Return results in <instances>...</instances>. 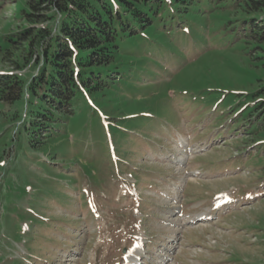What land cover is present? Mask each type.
Returning a JSON list of instances; mask_svg holds the SVG:
<instances>
[{
	"label": "rangeland",
	"instance_id": "rangeland-1",
	"mask_svg": "<svg viewBox=\"0 0 264 264\" xmlns=\"http://www.w3.org/2000/svg\"><path fill=\"white\" fill-rule=\"evenodd\" d=\"M22 7H0V34L30 24L15 22ZM218 13L206 19L217 34L203 31L213 39H190L193 27L174 21L127 38L123 80L94 97L78 92L45 146L26 142L27 107L0 103V264H128L144 233L156 239L137 252L141 264H264V95L255 94L264 70L218 33L228 15ZM0 70L11 68L0 59ZM16 73L29 80L34 68ZM180 151L183 164L168 165ZM167 182L180 183L170 194L179 215H215L171 247V201L155 193L170 192Z\"/></svg>",
	"mask_w": 264,
	"mask_h": 264
},
{
	"label": "trees",
	"instance_id": "trees-1",
	"mask_svg": "<svg viewBox=\"0 0 264 264\" xmlns=\"http://www.w3.org/2000/svg\"><path fill=\"white\" fill-rule=\"evenodd\" d=\"M219 11L228 15L218 33L264 70V0H25L15 22L30 24L0 34V59L11 68L0 70V103L27 107L26 142L45 146L74 114L78 92L94 97L123 80L118 65L127 38L174 21L176 30L193 27L197 38L213 39L214 20L206 19ZM26 66L34 68L29 80L16 73ZM260 84L256 95H264Z\"/></svg>",
	"mask_w": 264,
	"mask_h": 264
},
{
	"label": "bare ground",
	"instance_id": "bare-ground-1",
	"mask_svg": "<svg viewBox=\"0 0 264 264\" xmlns=\"http://www.w3.org/2000/svg\"><path fill=\"white\" fill-rule=\"evenodd\" d=\"M179 143H183V140L182 138L179 139ZM182 160V157H180L177 161L180 162ZM199 216L198 217H206L203 213H199L198 214ZM189 220V219H188ZM190 221V220H189Z\"/></svg>",
	"mask_w": 264,
	"mask_h": 264
}]
</instances>
